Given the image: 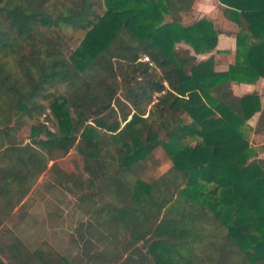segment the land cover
Masks as SVG:
<instances>
[{
  "label": "trees",
  "instance_id": "trees-1",
  "mask_svg": "<svg viewBox=\"0 0 264 264\" xmlns=\"http://www.w3.org/2000/svg\"><path fill=\"white\" fill-rule=\"evenodd\" d=\"M222 1L258 40L249 46L238 35L237 61L225 72L215 70L213 56L200 60L177 46L185 41L196 53L217 46L212 21L183 24L194 0L146 7L140 0H0V151L20 163L0 165L1 193L10 194L17 181L25 190L23 170L41 161L42 173L46 153L54 147L67 153L79 140L86 162L100 168L109 151L116 166L107 178L114 202L101 203L96 225L124 237L122 264H264V161L253 158L243 131L259 111L255 131H264V108L254 93L223 98L232 81L264 76V0ZM77 32L83 35L74 47ZM26 45L30 51L21 52ZM60 85L64 95L48 102L58 133L39 122L33 133L47 139L23 145L21 134H9L19 115H42L43 99ZM158 147L170 170L154 182L131 177ZM0 264L7 263L0 257Z\"/></svg>",
  "mask_w": 264,
  "mask_h": 264
},
{
  "label": "rangeland",
  "instance_id": "rangeland-1",
  "mask_svg": "<svg viewBox=\"0 0 264 264\" xmlns=\"http://www.w3.org/2000/svg\"><path fill=\"white\" fill-rule=\"evenodd\" d=\"M82 35L83 32L75 34L74 47ZM28 51L30 46L26 45L21 52ZM64 90V85H60L43 99L47 109L39 117L32 119L19 115L13 119L9 134H21L23 145L37 138L47 139L45 132L33 133L32 127L39 122H45L52 132L58 133L59 123L48 102L63 94ZM243 131L255 154L264 150V139L254 137L249 121L243 126ZM78 142L67 153L57 147L46 153L47 168L42 173H38L41 161L28 168L31 170L29 173L23 170V174L29 177L23 184L25 192L19 190V181L13 183L14 191L10 194L3 195L0 191V257L7 264H44L46 258L50 264L62 258L69 264H122L126 256L117 253L124 247V237L117 234L113 226L105 227L104 231L96 225L101 203L114 202V197H110L108 192L107 178L109 170L116 166H113L109 151L102 152L106 163L100 168L86 162L78 152ZM13 161L20 164L14 153L3 154L0 151V165L7 168ZM171 167V159L162 147H158L147 159L133 166L131 177L154 182ZM0 183L5 187L6 179ZM138 247L146 250L147 244L140 241ZM184 247L187 258L192 251L187 245Z\"/></svg>",
  "mask_w": 264,
  "mask_h": 264
},
{
  "label": "crops",
  "instance_id": "crops-1",
  "mask_svg": "<svg viewBox=\"0 0 264 264\" xmlns=\"http://www.w3.org/2000/svg\"><path fill=\"white\" fill-rule=\"evenodd\" d=\"M136 1V0H135ZM142 0H140L141 2ZM153 0H146L147 3H140L142 7H146L148 2ZM157 1V0H154ZM159 1V0H158ZM134 2H132L133 5ZM99 9V8H98ZM102 10H106L103 6ZM164 23H168L172 20L169 12L162 11ZM202 19L210 20L214 23L216 30L218 31V42L214 50L204 53H196L194 48L181 41L177 43L178 47H184L191 50V53L196 55L198 59L205 60L210 56L214 58V67L216 71L225 72L230 69L237 61V49H238V35L246 36V43L250 46L253 43H257L258 40L252 35V32L246 27L244 19H242L239 11L234 7L229 6L222 0H194L192 10L190 12L183 13V24L185 26L192 25ZM146 54L143 55V57ZM143 57L141 58L142 60ZM145 61V60H144ZM151 66L154 62H149ZM167 84V83H166ZM232 93L223 96L224 99H231L233 97H242L247 94H257L260 98L262 107L264 108V76L260 77L253 83L232 81L231 83ZM261 112H257L249 121L251 127H253L254 137L264 139V131L256 132L255 127L259 121ZM253 139V138H252ZM257 159L264 161V150H259ZM254 160V159H253Z\"/></svg>",
  "mask_w": 264,
  "mask_h": 264
},
{
  "label": "built area",
  "instance_id": "built-area-1",
  "mask_svg": "<svg viewBox=\"0 0 264 264\" xmlns=\"http://www.w3.org/2000/svg\"><path fill=\"white\" fill-rule=\"evenodd\" d=\"M143 59H144L145 61H149V62H151V59H150V57H149L148 55H145V56L143 57Z\"/></svg>",
  "mask_w": 264,
  "mask_h": 264
}]
</instances>
